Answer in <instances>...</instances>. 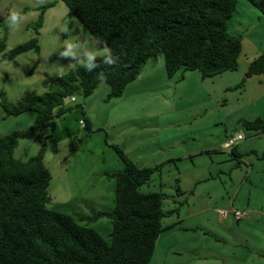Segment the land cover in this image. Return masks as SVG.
I'll list each match as a JSON object with an SVG mask.
<instances>
[{
	"label": "trees",
	"instance_id": "1",
	"mask_svg": "<svg viewBox=\"0 0 264 264\" xmlns=\"http://www.w3.org/2000/svg\"><path fill=\"white\" fill-rule=\"evenodd\" d=\"M62 1L93 37L107 42L118 60L93 72L77 66L63 77L49 76L43 81L45 93L29 92L17 102L0 93L6 116L35 115L27 129L0 135V264H150L157 240L166 228L164 218L179 211L165 210L163 191L141 190L161 165L139 166L114 144L124 163L122 170L107 172L116 181L115 207L94 210L91 215L69 214L48 207L52 174L45 164V140L57 130L55 119L67 112V99L90 96L102 81L109 84L108 98H119L145 65L161 54L168 76L179 80L187 71H199L203 78H210L237 70L242 36L230 34L228 28L237 0ZM248 1L264 15V0ZM43 22L41 14L33 25L37 34ZM40 50L37 37L10 50H6L5 39L0 41L2 60ZM100 71L105 73L104 79L98 78ZM263 73L264 52L250 63L246 77ZM245 82L246 78L236 88ZM83 120L85 128L91 129L89 118ZM241 122L249 130L264 133L262 117ZM32 134L42 143L40 151L28 160L17 158L20 139ZM103 217L112 220L110 241L91 226ZM84 221L87 224H82Z\"/></svg>",
	"mask_w": 264,
	"mask_h": 264
},
{
	"label": "rangeland",
	"instance_id": "2",
	"mask_svg": "<svg viewBox=\"0 0 264 264\" xmlns=\"http://www.w3.org/2000/svg\"><path fill=\"white\" fill-rule=\"evenodd\" d=\"M46 4L53 5L42 11L40 7ZM11 9L24 14L25 18L19 30L10 29L6 22ZM41 14L44 15V22L37 34L33 25ZM65 28L73 36H79L81 40L88 38L91 43L98 41L76 16L69 13L67 5L62 0L0 1V41L5 39L6 50L34 37L38 38L41 46L40 52L30 51L13 60H2L0 54V93H4L9 101L17 102L33 91L39 94L45 93L47 89L43 81L49 76L57 75L60 64L65 65L64 74L72 69L67 67L69 62L67 59L59 58L60 52L64 50L63 41L67 38V33L63 31ZM228 28L230 34L242 36L243 43L239 58L240 70L224 74L226 77L236 75L237 80L235 79L236 82L229 90L224 87L225 78H215L214 82L212 78H208V84L195 85L191 78L179 80L177 77H169L164 56L161 54L153 59L155 63L158 61L163 63V80L162 78L156 80L161 86L168 81L167 84L165 83L167 89L164 94L150 95L149 104H145V99L143 101L137 99L135 102L139 114L132 111L134 101L108 98L110 87L106 81L100 82L88 97L77 95L76 101L67 99L65 102V106L68 107L67 112L55 119L57 130L45 140L48 147L45 164L52 174L49 185L51 202L48 207L69 214L91 215L95 209L91 207L87 209L88 207L79 203V200L73 201L75 197L81 199L93 192L96 197L101 196L103 200L101 205L113 209L116 181L114 178H105L102 174L124 168V163L113 145L125 146L127 143L128 150H131V143L125 141L129 137L136 144L141 141L151 145L150 149L160 140L164 144L173 139L184 140L183 149L191 145L195 148L214 145L219 151L196 155L194 157L196 166L189 161L182 164L184 173L190 166L198 170L197 178L202 181L200 185L203 187L207 185L206 178L210 172L208 166H212L213 169L226 167L225 162H219L223 157L230 155L226 152L230 150L220 143L227 140V134H230L228 137L241 134L244 137L242 143L247 142L246 146H253L251 148L263 151L264 133L247 129L241 121L264 118V82L261 83L256 78L254 84L249 85L248 88L246 82L243 87L236 88V86L244 79L240 77L242 67L250 59L254 60L264 52V15L248 0H237V7L228 21ZM180 73L181 71L177 76ZM188 73L194 71H187L185 77ZM195 73L200 72L195 71ZM158 74L159 77L162 76L161 73ZM172 87L173 90H169ZM207 90L209 95L205 93ZM88 98L92 115L86 109L85 102ZM147 105L153 108L148 112L149 117L137 120L142 108ZM3 112L0 105V135L27 129L34 122L33 112L1 119ZM165 114H172L173 119ZM130 116L133 117L129 119ZM85 117L90 118L91 129L81 126L80 120ZM35 136L36 134H32L20 139L15 150L17 158L28 160L40 151L42 143L36 141ZM175 149L177 151L174 147L173 152ZM149 162L151 165L154 164L153 161ZM176 171L174 162L170 164L165 162L162 170L155 172L151 180L141 187L143 192L162 190L169 194L164 198L165 210L175 205L170 195L176 196L171 187L175 184L173 175ZM69 179L74 183L68 191L64 185L66 186ZM186 180L184 177L185 183ZM91 183H93L91 191H85ZM82 224L87 223L84 221ZM91 226L110 241L112 232L110 218H100L92 222Z\"/></svg>",
	"mask_w": 264,
	"mask_h": 264
},
{
	"label": "crops",
	"instance_id": "3",
	"mask_svg": "<svg viewBox=\"0 0 264 264\" xmlns=\"http://www.w3.org/2000/svg\"><path fill=\"white\" fill-rule=\"evenodd\" d=\"M252 61L253 59H250L240 71V77L246 78V88L249 85L252 86L256 78L259 82H264V73L246 77V72ZM161 62L155 63L151 59L145 65L142 74L129 83L123 95L119 97L121 100L134 101L132 108L134 113H140V111L137 112L138 106L135 102L137 99L141 101L145 99V104H149L150 95L165 93L168 81H163L164 86H161L156 80L157 78L163 80V63L161 64ZM239 68L237 70H240ZM228 72L230 71L210 78H212V82L215 78H225L224 87L229 90L237 79L236 75H227L226 77L224 74H229ZM158 73H161L162 76L159 77ZM187 78H191L195 85L208 84V78H203L201 73H195V71L188 73L184 80ZM169 90H173V87ZM205 93L209 95L208 90ZM85 104L87 111L91 114L89 98ZM152 109L150 105L143 107L137 120L149 117L148 112ZM165 115H170L169 118L173 119L172 114ZM131 117L133 116H130L129 119ZM6 118V114L1 113V119ZM228 135L230 134H227L226 138ZM125 141L131 143V150H128L127 143L125 146L118 144L139 166L161 165V168L157 170L160 172L165 162H169V164L174 162L177 170L173 175L175 184L171 186L176 196L170 195L173 197L175 205L167 210L178 208L179 211L169 213L164 218L163 224L166 228L157 240L150 264H264V156L262 155L264 150L251 148L253 146L245 145L247 142H241L234 150L226 151L230 155L223 157L219 162H225L226 167L213 169L212 166H208L210 172L206 178L207 185L203 187L200 185L202 181L197 178L198 170L190 166L184 173L182 164L189 161L195 165L194 157L196 155L218 152L219 150L214 145H203L200 148L191 145L183 149L184 140L173 139L164 144L160 140L150 149L151 145L141 141L136 144L133 139L131 140V137ZM224 142L220 141L221 144ZM172 147L177 148V151L175 149L173 152ZM151 152L154 154L152 155ZM149 161H153L154 164L151 165ZM107 172H103L102 175L105 178H110ZM184 177L187 179L186 183ZM72 183L74 182L69 179L64 188L69 191V188L73 186ZM92 186L93 183L88 184L85 191L90 192ZM179 189L182 193L178 191ZM87 195V198L77 199L75 197L73 202L79 200V203L88 207L87 209L91 207L95 210H111L109 206L101 205L103 202L101 196L96 197L93 192ZM166 195L169 196L167 193ZM73 202L71 201L70 204ZM79 206L81 205L79 204ZM232 208L249 209L251 214L242 220L224 219L220 216L221 209Z\"/></svg>",
	"mask_w": 264,
	"mask_h": 264
},
{
	"label": "clouds",
	"instance_id": "4",
	"mask_svg": "<svg viewBox=\"0 0 264 264\" xmlns=\"http://www.w3.org/2000/svg\"><path fill=\"white\" fill-rule=\"evenodd\" d=\"M24 18V14L21 11L11 9L8 13L6 22L10 29L19 30ZM63 31L67 33V38L63 41L62 46L64 50L60 52L59 58L67 59L69 61L67 67L76 68L77 66H81L86 72H93L94 70L101 68V65L112 66L117 63L118 58L114 57L113 51L106 41L91 43L88 38L81 40L79 36H73L67 28ZM64 70L65 65L60 64L56 74L63 77ZM98 78L104 79L105 73L100 71L98 73Z\"/></svg>",
	"mask_w": 264,
	"mask_h": 264
},
{
	"label": "built area",
	"instance_id": "5",
	"mask_svg": "<svg viewBox=\"0 0 264 264\" xmlns=\"http://www.w3.org/2000/svg\"><path fill=\"white\" fill-rule=\"evenodd\" d=\"M75 100H76V98L72 97V101H75ZM80 123H81L82 127L86 126L85 120H81ZM243 139H244V137L241 134L229 136V137H227V140L224 142V147L227 150H232ZM219 213H220V216L224 219L233 218L236 220H242V219L248 218L251 214V211L249 209L232 208V209H221L219 211Z\"/></svg>",
	"mask_w": 264,
	"mask_h": 264
}]
</instances>
